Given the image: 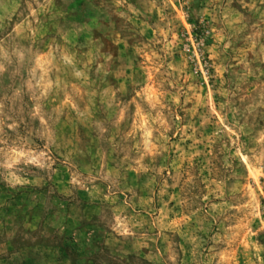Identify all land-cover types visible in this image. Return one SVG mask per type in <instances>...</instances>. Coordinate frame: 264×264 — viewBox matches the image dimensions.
I'll return each mask as SVG.
<instances>
[{"label": "rangeland", "instance_id": "obj_1", "mask_svg": "<svg viewBox=\"0 0 264 264\" xmlns=\"http://www.w3.org/2000/svg\"><path fill=\"white\" fill-rule=\"evenodd\" d=\"M0 264H264V0H0Z\"/></svg>", "mask_w": 264, "mask_h": 264}]
</instances>
